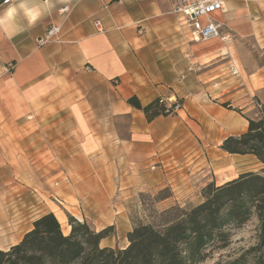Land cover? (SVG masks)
Instances as JSON below:
<instances>
[{
  "label": "crops",
  "instance_id": "crops-1",
  "mask_svg": "<svg viewBox=\"0 0 264 264\" xmlns=\"http://www.w3.org/2000/svg\"><path fill=\"white\" fill-rule=\"evenodd\" d=\"M223 4L224 12L215 17L230 34L225 42L191 41L187 27L170 13L169 0H53L32 26L18 12L16 22L24 30L12 38L0 32V197L6 198L0 205V249L19 242L37 217L54 213H36L43 196H61L62 206L66 196H110L104 186L113 169L128 183L134 160H102V123L115 116H129L127 155L150 153L183 129L194 133V118L206 115L217 120L214 128L223 127V138L246 129L242 115L236 118L235 111L208 101L214 90L218 101H228L240 114L264 107V0ZM65 6L69 11L60 13ZM51 25H60L56 40L38 46L37 38ZM9 62L14 68L3 73ZM132 94L142 103L155 97L184 100L176 115L148 122L126 103ZM58 120L74 126L33 127ZM46 169L57 170L51 191L40 184V170ZM107 225L123 226L125 234L131 229L124 213L100 227Z\"/></svg>",
  "mask_w": 264,
  "mask_h": 264
},
{
  "label": "trees",
  "instance_id": "trees-1",
  "mask_svg": "<svg viewBox=\"0 0 264 264\" xmlns=\"http://www.w3.org/2000/svg\"><path fill=\"white\" fill-rule=\"evenodd\" d=\"M179 100L169 108L162 97L142 103L132 94L125 101L150 122L175 113L174 107H181ZM241 115L247 120L246 129L226 136L219 147L230 155L252 156L260 165L257 170H244L219 184L208 182L201 188L199 203L171 206L158 214L157 222H131L123 248L100 245L112 225L95 230L86 219L67 214L69 231L64 233L56 216L44 213L19 242L0 249V264H202L226 248L233 229L253 216L258 221V244L251 250L264 248V107L253 115ZM255 259L264 264L261 256Z\"/></svg>",
  "mask_w": 264,
  "mask_h": 264
},
{
  "label": "rangeland",
  "instance_id": "rangeland-1",
  "mask_svg": "<svg viewBox=\"0 0 264 264\" xmlns=\"http://www.w3.org/2000/svg\"><path fill=\"white\" fill-rule=\"evenodd\" d=\"M215 92L211 91L209 101L204 96L209 104L211 101L226 109L231 108L230 110L235 111L236 118L241 115L236 111L238 108L230 105L228 101H218ZM177 99H180L181 107L179 109H181L183 97L163 98V102L169 108L172 102H178ZM258 108L256 107L254 112ZM179 109L174 107L175 113L169 115H176ZM246 114L253 115V112ZM59 117L62 116L59 115ZM199 119L194 118V133L190 134L186 129H183V132L178 131L161 141L154 151L150 153L140 151L134 155H127L131 152L128 151L130 145L126 147L124 145L130 138L129 116H115L110 122H103L102 130L106 137L103 143L105 151L102 160L113 161L115 159L123 160V158L129 159V161L134 160L133 177L126 183L125 180H120V170L113 169L112 179L108 185L104 186L110 196H66L65 206L57 202L62 199L61 196L55 194H53L55 196H43L44 199L39 201L37 212H35L52 209L54 213L53 211L49 212L55 216L56 213H61L64 216V221H58L64 233L69 231L67 214L79 219H86L95 230H100V226L116 213L126 214L130 223L157 222L158 214L171 206L178 205L189 208L199 203L202 200L201 188L208 182L214 181L219 184L225 178L237 175L244 169L257 170L259 168L260 165L252 156L230 155L220 149L225 130L220 125L214 128L213 124L218 125V122L213 115H206L205 118L200 117ZM229 120L232 123L236 122L235 118ZM52 123L57 129L74 126L73 121L58 120L54 122L42 121L39 126L33 127L46 128L48 125L51 127ZM28 124V128H31V124ZM45 139L43 137L41 141H47ZM54 171L57 170H40V184L43 190L51 191V186L56 187L55 183L58 177L54 176ZM122 172L124 174V171ZM175 193L178 196H174ZM163 196L167 197L160 200ZM40 198L42 197L40 196ZM5 204L6 198L0 197V205L5 206ZM124 228L119 225V229H116L115 225H112L108 236L100 245L114 244V247L119 248L125 246L127 239ZM257 244L258 221L253 216L243 225L233 229L231 242L226 248L215 251L202 264H230L240 256H242L240 261L233 264H256L257 256L264 259V248L251 250L256 248Z\"/></svg>",
  "mask_w": 264,
  "mask_h": 264
},
{
  "label": "built area",
  "instance_id": "built-area-1",
  "mask_svg": "<svg viewBox=\"0 0 264 264\" xmlns=\"http://www.w3.org/2000/svg\"><path fill=\"white\" fill-rule=\"evenodd\" d=\"M169 2L170 13L176 17L181 25L187 27L191 41L218 39L225 42L230 38V34L221 31L222 24L215 17L216 13L224 12L223 0H169ZM68 11L67 6L59 9L60 13H67ZM94 26L98 32L102 31L99 20L94 21ZM59 31L60 25H51L41 37L37 38V45L42 46L56 40ZM13 68L14 64L9 62L4 66L3 73H9ZM231 72L237 74L235 68ZM257 107L260 106L257 105Z\"/></svg>",
  "mask_w": 264,
  "mask_h": 264
},
{
  "label": "clouds",
  "instance_id": "clouds-1",
  "mask_svg": "<svg viewBox=\"0 0 264 264\" xmlns=\"http://www.w3.org/2000/svg\"><path fill=\"white\" fill-rule=\"evenodd\" d=\"M51 7H53V0H37L31 3L29 0H0V32L12 38L22 32L25 27L16 22L18 12H22L25 24L32 26Z\"/></svg>",
  "mask_w": 264,
  "mask_h": 264
},
{
  "label": "bare ground",
  "instance_id": "bare-ground-1",
  "mask_svg": "<svg viewBox=\"0 0 264 264\" xmlns=\"http://www.w3.org/2000/svg\"><path fill=\"white\" fill-rule=\"evenodd\" d=\"M56 218L60 221L63 222L64 221V216L61 213H56Z\"/></svg>",
  "mask_w": 264,
  "mask_h": 264
}]
</instances>
